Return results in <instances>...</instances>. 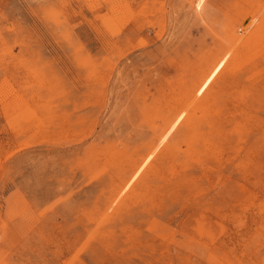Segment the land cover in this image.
Returning a JSON list of instances; mask_svg holds the SVG:
<instances>
[{
    "label": "rangeland",
    "instance_id": "rangeland-1",
    "mask_svg": "<svg viewBox=\"0 0 264 264\" xmlns=\"http://www.w3.org/2000/svg\"><path fill=\"white\" fill-rule=\"evenodd\" d=\"M0 264H264V0H0Z\"/></svg>",
    "mask_w": 264,
    "mask_h": 264
},
{
    "label": "bare ground",
    "instance_id": "bare-ground-1",
    "mask_svg": "<svg viewBox=\"0 0 264 264\" xmlns=\"http://www.w3.org/2000/svg\"><path fill=\"white\" fill-rule=\"evenodd\" d=\"M192 118V117H191ZM199 118V117H198ZM220 131V130H219Z\"/></svg>",
    "mask_w": 264,
    "mask_h": 264
}]
</instances>
